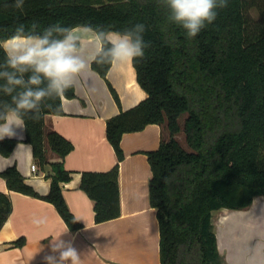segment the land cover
Segmentation results:
<instances>
[{"label": "trees", "instance_id": "obj_1", "mask_svg": "<svg viewBox=\"0 0 264 264\" xmlns=\"http://www.w3.org/2000/svg\"><path fill=\"white\" fill-rule=\"evenodd\" d=\"M19 3L21 0H0V74L13 71L2 42L21 25L29 36L43 35L55 24L69 29L88 26L96 33L145 25L142 35L149 46L144 57L132 63L147 97L107 119V138L118 161L107 171H83L80 188L93 201L95 222L118 217L122 135L150 123L160 125L167 136L146 154L152 171L149 201L157 211L161 264H223L213 230L214 211L244 209L256 196H264V0H228L215 21L194 38L168 21V10L159 0H22L18 7ZM252 8L259 14L253 27L247 13ZM63 35L66 33L53 32L49 39ZM109 46L105 42V50ZM98 53L91 67L106 78L111 63ZM96 59L105 62H93ZM32 74L31 70L17 72L25 81ZM41 80L38 86H11L15 87L11 94L0 88V118L15 108L12 97L27 87L48 89V80ZM5 83L0 78V85ZM63 94L74 97L73 87ZM50 113H63L62 94L52 90L37 109L20 111L26 124L25 141L31 144L39 168H48L49 192L38 193L16 165L0 170V177L10 190L51 202L69 229L76 231L83 225L70 211L61 186L70 180L63 160L73 143L56 131L45 130L44 117ZM36 116L40 118L34 120ZM180 134L187 148L178 138ZM17 141L0 140V153L9 155ZM48 148L57 154V160L50 161ZM11 208L9 196L0 192V229Z\"/></svg>", "mask_w": 264, "mask_h": 264}, {"label": "crops", "instance_id": "obj_2", "mask_svg": "<svg viewBox=\"0 0 264 264\" xmlns=\"http://www.w3.org/2000/svg\"><path fill=\"white\" fill-rule=\"evenodd\" d=\"M85 28L91 27L72 28L77 39L76 54L86 65L84 71L73 77L71 86L75 96L69 98L62 94L63 113L44 117L46 131H56L73 143V149L63 160L64 167L71 173L70 180L62 182L61 186L70 211L83 226L70 230L51 202L10 190L0 177V192L9 196L12 207L0 229V264H46L45 257L58 256L52 252V240L58 235L60 240L72 242L81 255L82 264H161L157 211L149 201L152 171L146 154L157 149L167 136L160 125L150 123L141 130L122 135L124 158L119 162L118 217L95 222L93 201L80 188L83 171H107L118 161L107 138V119L147 97L137 81L132 62L112 63L106 78L91 67L100 42L94 29ZM110 32L116 31L107 33ZM14 132L22 138H15L18 141L9 155L0 153V170L16 165L27 183L38 193L47 194L51 185V179L45 176L48 168L43 171L36 164L32 146L25 141V129L14 128ZM47 154L50 161L58 159L50 148ZM32 164L36 165V170H32ZM19 239H23L22 244L12 243ZM222 258L223 264H229L226 256Z\"/></svg>", "mask_w": 264, "mask_h": 264}, {"label": "clouds", "instance_id": "obj_3", "mask_svg": "<svg viewBox=\"0 0 264 264\" xmlns=\"http://www.w3.org/2000/svg\"><path fill=\"white\" fill-rule=\"evenodd\" d=\"M168 10V21L185 30L188 38L196 37L206 25L215 21L218 10L227 7L228 0H159ZM22 3V0H21ZM19 3L17 6H21ZM36 25H33L35 27ZM93 31L91 28H85ZM146 27L137 23L132 29L124 32H97L100 42L98 56L103 54L108 63L127 64L137 58H143L145 49L149 46L143 39ZM53 32L66 33L61 38L50 40ZM110 45L106 50L104 44ZM7 56V65L13 71L0 74L6 83L0 88L7 94L15 91V87L24 85H40L41 77L48 80V89L27 87L12 97L15 108L0 118V140L5 138H22L17 136L14 128L25 129L26 124L20 111L29 112L37 109L39 102L49 95V90L57 95L63 94L65 89L73 83V77L85 70V63L76 54L77 39L72 29L55 24L45 29L40 36L24 34L21 25L2 45ZM93 62L104 63V59ZM33 73L27 81L17 72ZM15 86V87H11ZM36 116L33 119L38 120ZM52 252L57 255L45 257L46 264H82L81 255L71 241L59 239V235L52 240ZM244 264H264V245L256 244L248 251Z\"/></svg>", "mask_w": 264, "mask_h": 264}, {"label": "rangeland", "instance_id": "obj_4", "mask_svg": "<svg viewBox=\"0 0 264 264\" xmlns=\"http://www.w3.org/2000/svg\"><path fill=\"white\" fill-rule=\"evenodd\" d=\"M247 13L253 27L259 14L254 8ZM185 116L180 117L181 123ZM178 138L187 148L184 135L180 134ZM212 223L221 256H226L229 264H244L251 248L256 244L264 245V196H256L252 204L244 209L222 208L214 211Z\"/></svg>", "mask_w": 264, "mask_h": 264}, {"label": "built area", "instance_id": "obj_5", "mask_svg": "<svg viewBox=\"0 0 264 264\" xmlns=\"http://www.w3.org/2000/svg\"><path fill=\"white\" fill-rule=\"evenodd\" d=\"M31 168H32V170H36V165L35 164H32L31 165Z\"/></svg>", "mask_w": 264, "mask_h": 264}]
</instances>
